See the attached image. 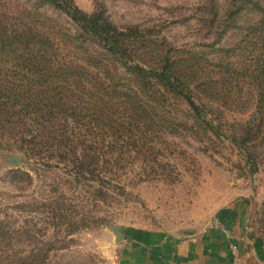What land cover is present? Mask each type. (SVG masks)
Instances as JSON below:
<instances>
[{
	"label": "rangeland",
	"instance_id": "374dc122",
	"mask_svg": "<svg viewBox=\"0 0 264 264\" xmlns=\"http://www.w3.org/2000/svg\"><path fill=\"white\" fill-rule=\"evenodd\" d=\"M61 3L0 0V16L50 39L99 98L78 119L0 128V264H152L163 243L213 228L264 264V0ZM65 8L110 25L124 51Z\"/></svg>",
	"mask_w": 264,
	"mask_h": 264
},
{
	"label": "trees",
	"instance_id": "16d2710c",
	"mask_svg": "<svg viewBox=\"0 0 264 264\" xmlns=\"http://www.w3.org/2000/svg\"><path fill=\"white\" fill-rule=\"evenodd\" d=\"M44 1L63 8L61 0ZM65 12L83 32L104 42L110 51H122L123 46L118 40L120 34L110 25L101 23L99 17L83 15L76 8H65ZM262 14L263 22L256 30L264 34V10ZM261 47L264 55V38ZM56 54L57 48L50 39L29 27L20 28L0 16V58L16 62V66L10 69L0 66V128L15 130L17 122L24 118L32 122L39 120L41 124L50 123L62 115L78 119L84 109L98 108V94L87 90L88 72L81 73L83 67L80 66L59 64L55 60ZM128 69L133 76L147 79L140 66H128ZM158 78L166 89H176L166 75H158ZM92 87L96 89L95 85ZM71 94H74L73 102Z\"/></svg>",
	"mask_w": 264,
	"mask_h": 264
},
{
	"label": "crops",
	"instance_id": "0c3cea01",
	"mask_svg": "<svg viewBox=\"0 0 264 264\" xmlns=\"http://www.w3.org/2000/svg\"><path fill=\"white\" fill-rule=\"evenodd\" d=\"M235 235L231 228H213L199 237L176 243L175 251L163 243L159 246L158 258L144 252L147 258L151 257L152 264H249L245 257L247 251L243 245L238 246Z\"/></svg>",
	"mask_w": 264,
	"mask_h": 264
},
{
	"label": "water",
	"instance_id": "95a60500",
	"mask_svg": "<svg viewBox=\"0 0 264 264\" xmlns=\"http://www.w3.org/2000/svg\"><path fill=\"white\" fill-rule=\"evenodd\" d=\"M10 164H12L13 166L19 167L21 166V160L19 157L17 156H9L7 158H5Z\"/></svg>",
	"mask_w": 264,
	"mask_h": 264
}]
</instances>
